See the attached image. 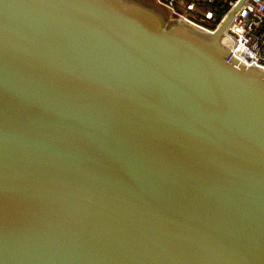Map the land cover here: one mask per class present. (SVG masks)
Masks as SVG:
<instances>
[{"label": "water", "instance_id": "obj_1", "mask_svg": "<svg viewBox=\"0 0 264 264\" xmlns=\"http://www.w3.org/2000/svg\"><path fill=\"white\" fill-rule=\"evenodd\" d=\"M136 0H0V264H264V72Z\"/></svg>", "mask_w": 264, "mask_h": 264}, {"label": "built area", "instance_id": "obj_2", "mask_svg": "<svg viewBox=\"0 0 264 264\" xmlns=\"http://www.w3.org/2000/svg\"><path fill=\"white\" fill-rule=\"evenodd\" d=\"M168 13V22H182L213 33L239 0H152ZM220 46L246 68L264 72V0H244L232 13Z\"/></svg>", "mask_w": 264, "mask_h": 264}, {"label": "rangeland", "instance_id": "obj_3", "mask_svg": "<svg viewBox=\"0 0 264 264\" xmlns=\"http://www.w3.org/2000/svg\"><path fill=\"white\" fill-rule=\"evenodd\" d=\"M137 2H140L146 6H149V7H152L154 9H156L157 11L161 12L162 16L165 18V19H168V13L163 10L162 8L158 7L156 4L153 3L152 0H136Z\"/></svg>", "mask_w": 264, "mask_h": 264}]
</instances>
